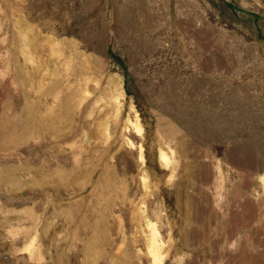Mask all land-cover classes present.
Wrapping results in <instances>:
<instances>
[{
  "label": "rangeland",
  "instance_id": "obj_1",
  "mask_svg": "<svg viewBox=\"0 0 264 264\" xmlns=\"http://www.w3.org/2000/svg\"><path fill=\"white\" fill-rule=\"evenodd\" d=\"M0 264H264V0H0Z\"/></svg>",
  "mask_w": 264,
  "mask_h": 264
}]
</instances>
